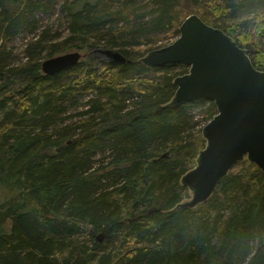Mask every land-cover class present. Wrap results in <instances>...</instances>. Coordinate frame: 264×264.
<instances>
[{"label":"trees","instance_id":"16d2710c","mask_svg":"<svg viewBox=\"0 0 264 264\" xmlns=\"http://www.w3.org/2000/svg\"><path fill=\"white\" fill-rule=\"evenodd\" d=\"M56 3L0 0V264H264L263 170L246 158L207 201L178 207L191 198L182 177L206 145L189 106L208 101L210 121L217 105L171 106L190 66L140 60L198 13L264 71V0H66L68 34L37 35ZM24 34L33 40L13 63L8 42ZM97 46L130 61L97 55L42 70L45 51ZM87 93L97 95L68 112Z\"/></svg>","mask_w":264,"mask_h":264},{"label":"water","instance_id":"95a60500","mask_svg":"<svg viewBox=\"0 0 264 264\" xmlns=\"http://www.w3.org/2000/svg\"><path fill=\"white\" fill-rule=\"evenodd\" d=\"M101 51L113 62L130 61L115 49ZM81 59L79 51L61 54L45 60L42 70L54 75ZM142 62L148 67L179 62L190 66L174 81L177 90L171 106L211 99L218 109L203 130L206 148L182 177L192 198L178 207L194 208L207 201L233 166L246 158L264 172V71L254 66L246 48L223 29L191 14L178 39L150 51Z\"/></svg>","mask_w":264,"mask_h":264},{"label":"rangeland","instance_id":"374dc122","mask_svg":"<svg viewBox=\"0 0 264 264\" xmlns=\"http://www.w3.org/2000/svg\"><path fill=\"white\" fill-rule=\"evenodd\" d=\"M56 1H57V3L55 5H52L51 7L48 8V10L46 12H43L40 15V18H41L40 25L41 26H40V29L36 33L37 35L41 34L43 29H48L49 32H51L52 34H55L56 32L60 33V34H63V35H67L68 34V29L67 28H68L69 17H67L66 14L63 13V11H62L63 4H64V2L66 0H56ZM193 14H198V13H193ZM180 27H179L178 30H175V28L171 29V31H169L170 33L168 31L165 32V33H167V34H165V36H166L165 39L153 40L150 43L149 47H146L148 49V51L150 52V50L152 51V50L167 46V45L171 44L172 42H174L180 36ZM160 34H162V33H160ZM30 40H33V35L24 34V35L16 36L12 40V42H8V47H9L8 50L12 51L13 58L15 60L13 63H17V61H19L21 58H23L24 51L26 49L27 43ZM103 49H104L103 46H97V47L90 48V49H78V48H73L72 49L71 48V49H69V50H67L65 52L58 53L55 56H58V55H61V54H66V53H69V52L79 51L82 54V59H87V58H90L91 56H97L98 55L99 57H101L104 60H109L106 57V55H104L102 53L101 50H103ZM148 51L145 52L144 56H146L149 53ZM47 52L48 51H45L44 54L41 57L42 63L45 60L49 59V58L45 57ZM55 56H53V57H55ZM50 58H52V57H50ZM142 58L143 57L140 58L141 61H142ZM109 61H111V60H109ZM179 63L182 64V62H179ZM181 64H178V66H179L178 69L179 70H177V71L179 73L181 72V70H184V67L181 66ZM189 71H190V68H189ZM93 95L96 96L97 94L96 93H94V94L87 93V94H85L83 96H78L74 102H68L66 104V106H68V112L73 114V113H76L77 111L83 109V104L84 103H82V102H85L86 100H88ZM208 106H209V102L206 101V100L202 101L201 103L189 106V109H188L189 110V114H191L193 116V119H192L191 123L193 124V127H194L196 132H199V131L201 132L202 131V134H203L204 127L210 122L205 117L206 116L205 115L206 109H207ZM206 146H207V140H206V145H205V147L203 149H205ZM100 158H102V156H100ZM244 160H246V159H244ZM243 161H240V162H243ZM196 163H197V158H196ZM4 198H5V193L0 191V203L6 199V198L5 199ZM191 198H192V192H191ZM10 199H11V197H10ZM187 200H189V199H187ZM11 229H12V221L9 220L8 224L6 225L5 230L7 232H9ZM104 240H105L104 239V235L102 233H100L98 235V241L103 242Z\"/></svg>","mask_w":264,"mask_h":264}]
</instances>
